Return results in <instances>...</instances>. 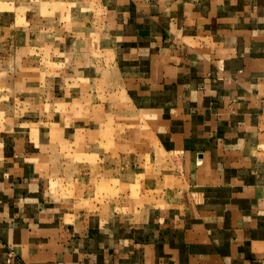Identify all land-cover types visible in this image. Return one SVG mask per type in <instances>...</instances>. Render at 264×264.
Returning a JSON list of instances; mask_svg holds the SVG:
<instances>
[{"label": "crops", "instance_id": "obj_1", "mask_svg": "<svg viewBox=\"0 0 264 264\" xmlns=\"http://www.w3.org/2000/svg\"><path fill=\"white\" fill-rule=\"evenodd\" d=\"M74 1L167 154L172 196L68 202L51 129L0 128V264H264V0Z\"/></svg>", "mask_w": 264, "mask_h": 264}, {"label": "rangeland", "instance_id": "obj_2", "mask_svg": "<svg viewBox=\"0 0 264 264\" xmlns=\"http://www.w3.org/2000/svg\"><path fill=\"white\" fill-rule=\"evenodd\" d=\"M34 4L28 20L21 3L11 9L0 2V128L44 123L51 129L50 171L61 178L68 202L85 207L115 201L134 211L155 204V186L171 197L161 168L167 154L158 150L137 105L119 90L108 61L92 51L97 41L89 39L91 23L81 8L70 7L78 2ZM76 36L84 40L76 42ZM58 130L67 133L56 135Z\"/></svg>", "mask_w": 264, "mask_h": 264}]
</instances>
